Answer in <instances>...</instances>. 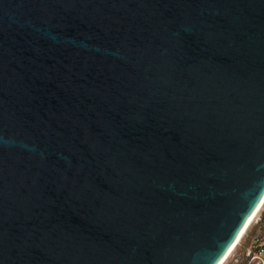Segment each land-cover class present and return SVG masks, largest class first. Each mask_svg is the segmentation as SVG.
Returning <instances> with one entry per match:
<instances>
[{
  "label": "water",
  "instance_id": "95a60500",
  "mask_svg": "<svg viewBox=\"0 0 264 264\" xmlns=\"http://www.w3.org/2000/svg\"><path fill=\"white\" fill-rule=\"evenodd\" d=\"M264 198V0H0V264H218Z\"/></svg>",
  "mask_w": 264,
  "mask_h": 264
},
{
  "label": "rangeland",
  "instance_id": "374dc122",
  "mask_svg": "<svg viewBox=\"0 0 264 264\" xmlns=\"http://www.w3.org/2000/svg\"><path fill=\"white\" fill-rule=\"evenodd\" d=\"M253 237H259L264 240V203L223 264H234L236 258H238L240 263L245 262L243 255L249 241Z\"/></svg>",
  "mask_w": 264,
  "mask_h": 264
},
{
  "label": "built area",
  "instance_id": "2783aa9c",
  "mask_svg": "<svg viewBox=\"0 0 264 264\" xmlns=\"http://www.w3.org/2000/svg\"><path fill=\"white\" fill-rule=\"evenodd\" d=\"M245 262L240 263L238 258L234 260V264H264V240L259 237H253L244 253Z\"/></svg>",
  "mask_w": 264,
  "mask_h": 264
},
{
  "label": "bare ground",
  "instance_id": "6f19581e",
  "mask_svg": "<svg viewBox=\"0 0 264 264\" xmlns=\"http://www.w3.org/2000/svg\"><path fill=\"white\" fill-rule=\"evenodd\" d=\"M264 203V198L261 201V203L259 204V206L257 207V209L254 211V213L251 215V217L249 218V220L247 221L244 229L242 230V232L240 233L239 237L237 238L236 242L234 243V245L229 249V251L226 253V255L221 259V261L218 264H223L225 262V260L227 259V257L229 256V254L231 253V251L234 249L235 245L237 244V242L239 241V239L241 238V236L243 235V233L245 232V230L247 229V227L251 224L253 218L255 217V215L257 214V212L259 211V209L261 208V206Z\"/></svg>",
  "mask_w": 264,
  "mask_h": 264
}]
</instances>
